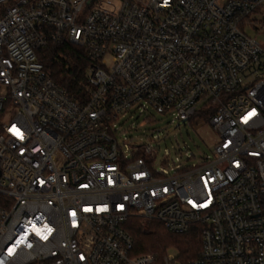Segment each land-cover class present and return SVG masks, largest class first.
<instances>
[{
	"label": "built area",
	"instance_id": "2783aa9c",
	"mask_svg": "<svg viewBox=\"0 0 264 264\" xmlns=\"http://www.w3.org/2000/svg\"><path fill=\"white\" fill-rule=\"evenodd\" d=\"M263 5L0 0V264H182L132 254L131 217L198 225L186 264H264V60L243 28ZM64 41L90 61L84 100L38 59ZM154 114L208 123L211 153L155 165L148 135L124 136Z\"/></svg>",
	"mask_w": 264,
	"mask_h": 264
},
{
	"label": "trees",
	"instance_id": "16d2710c",
	"mask_svg": "<svg viewBox=\"0 0 264 264\" xmlns=\"http://www.w3.org/2000/svg\"><path fill=\"white\" fill-rule=\"evenodd\" d=\"M37 56L51 78L72 98L85 99V72L90 61L82 47L64 41L41 48ZM125 226L133 238L132 254H151L157 260H161L165 255L166 247L175 246L178 251L177 258L182 264H186L188 260L199 255L200 229L198 225H192L185 233L174 234L159 221H151L149 222L150 229L143 231L141 219L131 217ZM153 238L154 241H152Z\"/></svg>",
	"mask_w": 264,
	"mask_h": 264
},
{
	"label": "rangeland",
	"instance_id": "374dc122",
	"mask_svg": "<svg viewBox=\"0 0 264 264\" xmlns=\"http://www.w3.org/2000/svg\"><path fill=\"white\" fill-rule=\"evenodd\" d=\"M243 28L245 33L256 39L262 49V57L264 60V5L260 7V11H253L249 14V19L244 21ZM156 119L150 127L142 126L136 129H125V135L131 143L134 141H144L146 135L156 149L155 165L160 166L162 156H165V150L169 151L168 158L176 159L181 165H191L192 162L199 160L206 154L211 153L213 144L216 142L218 135L208 123L199 124V117H193L186 122L170 123V118L166 115L154 114ZM158 127L161 130L159 139H153L151 129ZM151 128V129H150ZM144 130V131H143ZM154 133V132H153ZM156 133V132H155ZM140 137H142L140 139ZM180 149V151H178ZM193 155V157L191 156ZM143 225V231L149 230V223ZM155 239L153 238L152 241ZM165 254H171L177 257L178 251L175 246H167L164 250Z\"/></svg>",
	"mask_w": 264,
	"mask_h": 264
},
{
	"label": "snow or ice",
	"instance_id": "6c2138e0",
	"mask_svg": "<svg viewBox=\"0 0 264 264\" xmlns=\"http://www.w3.org/2000/svg\"><path fill=\"white\" fill-rule=\"evenodd\" d=\"M245 119H247V117H245ZM10 131L15 132V134H17V135H20L19 130L16 129L15 126H13V128H11Z\"/></svg>",
	"mask_w": 264,
	"mask_h": 264
}]
</instances>
